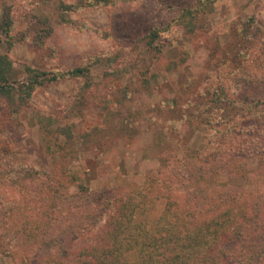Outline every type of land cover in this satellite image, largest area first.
<instances>
[{
    "label": "rangeland",
    "instance_id": "obj_1",
    "mask_svg": "<svg viewBox=\"0 0 264 264\" xmlns=\"http://www.w3.org/2000/svg\"><path fill=\"white\" fill-rule=\"evenodd\" d=\"M116 1L115 5L87 8L77 15L108 34L104 39L98 34L77 32L69 25L56 23L54 0L3 2L13 7L12 34H28L11 51L15 59L12 79L22 77V63L67 69L102 52L116 54L115 66L120 67V73L114 76L105 73L108 68L105 59L92 66V80L98 94L107 98L105 108L90 96L84 102L75 100L79 82L76 78L39 88L33 96V105L24 107L15 121L8 114L9 101L0 99V171H6V174L0 172V224L6 221L9 227L0 228V241L16 244L20 243L18 236L22 238V232L13 236L15 221L4 216L5 209L38 207L43 204L41 197L51 195L47 184L55 185L59 177L55 164L43 151L33 113L36 107L71 126L74 140L70 147L79 155L77 174L90 189L84 192L70 185L64 190V207H74L76 213L71 222L58 221L41 231V243L29 251L33 264H38L49 251H77L79 244L89 241L103 224V216L96 218L94 212L105 211L134 193L149 172L167 173L184 151L198 152L195 156L206 161L204 169L209 178V182L196 187L173 186L182 196L198 194L197 202H190L192 207L214 209L229 194L237 196L240 202H247L249 207H264V113L261 105L250 106L257 98H264V0H214L202 15L203 26L197 34L180 35L159 51L147 47L141 37L156 21L171 17L169 5H186L193 0ZM28 13L45 14L53 23L54 31L43 37V47L34 42L42 26L31 21L26 16ZM250 17L256 20L254 35L243 46H237L238 32L252 26L246 22ZM4 40L0 33V53L6 51ZM184 53L187 57L179 62ZM220 83L226 101L218 104L208 101L204 95L207 89H215ZM190 93L195 105L188 106V110L192 112L197 105L201 107L197 120L191 124L185 121L187 118L182 121L177 116L172 121V112L163 101L177 98L179 105L186 106ZM253 109L258 113L253 114ZM175 113L181 115V111ZM235 114L243 116L242 127L247 131L249 123L254 125L249 135L257 137L262 146L251 142L249 150H237L243 141L237 133L245 129L227 124ZM129 115L133 116L131 140L128 136L114 139L109 151L99 158L77 145L83 132L96 126H111ZM213 125L224 129L222 136ZM229 152L232 154L228 155ZM211 160L219 165V173L214 176L206 171ZM230 163L236 164V168L229 172ZM24 168L31 174H24L23 178ZM162 187L169 190L166 184ZM50 202L43 206L57 209L63 206L59 198H52ZM149 207L144 217L155 219L164 207L163 200ZM0 264H15V260L10 254L0 253Z\"/></svg>",
    "mask_w": 264,
    "mask_h": 264
},
{
    "label": "trees",
    "instance_id": "obj_2",
    "mask_svg": "<svg viewBox=\"0 0 264 264\" xmlns=\"http://www.w3.org/2000/svg\"><path fill=\"white\" fill-rule=\"evenodd\" d=\"M54 1L57 10L56 23L69 25L77 32L89 31L98 34L102 39L107 38L108 34L77 15L87 8L115 5L116 0ZM213 1L193 0L186 5L175 3L169 5L171 17L166 21H156L145 31L141 37L142 42L147 47L159 51L162 46L171 44L180 35L197 34L203 26L202 15ZM3 2L4 0H0V33L5 39L6 51L0 53V99L9 101L10 119L17 120L24 107L33 105V96L39 88L66 78H76L79 81L75 100L84 102L90 96L97 104L105 108L107 98L98 94V87L96 88L92 80V66L105 59L108 63L105 73L117 76L120 73V67L115 66L118 57L113 53L102 52L92 55L80 65L67 69H47L22 63V77L11 78L15 62L11 51L17 42L27 39L28 34L19 36L12 34L15 27L13 7ZM26 16L42 26L41 34L36 36L34 42L38 47L45 46L43 37L49 36L54 31L50 17L34 13L30 15L28 13ZM246 22L252 26H249L248 30L238 32L239 45L237 46H243L254 35L253 27L256 20L250 17ZM232 37L230 35V38ZM233 47H230V50ZM186 57L184 53L179 62ZM204 95L208 97V101L215 104L226 101L221 83L215 89H207ZM187 100L186 106L179 105L177 98L163 101L172 112V121H175L177 116L181 120L187 118L185 121L191 124L197 120V115L202 112L201 107L197 105L196 110L191 112L188 106L195 105L191 93L188 94ZM253 103L254 105L250 106L256 108L261 105V112L264 113L262 109L264 98H257ZM35 109L33 113L40 130L44 154L55 164L59 177H56L55 185L47 184L51 195L41 197L43 204L40 203L38 207L5 209L7 212H4V216L15 221L16 228L13 236L22 232V238L18 236L20 243L16 244L10 240L0 241V253L10 254L15 264H33L29 251L41 243L39 241L42 230H47L50 225L58 221L71 222L76 211L74 207H64L66 200L64 190L68 186L76 185L79 190L90 192L77 174L79 155L70 147L74 140L71 126L68 122L55 119L40 107ZM253 110V114L258 113L256 109ZM180 111L181 115L175 113ZM242 121L243 116L235 114V117L227 122V124L232 123L231 128L245 129L243 132L240 131L241 135L240 132L237 133L240 140H243L238 144L239 152L252 148L251 142H259L257 137L249 135L251 125L252 128L254 125L249 123L247 131L246 127H242L244 125ZM132 122L133 116L129 115L111 126L93 127L80 135L77 145L92 151L94 156L99 158L109 151L114 139L126 136L132 139ZM213 126H216L219 136H222L224 129H221L219 125ZM197 154V151H184L170 166L167 173H159L161 170L158 173L149 172L143 185L134 193L120 199L113 207H107L105 211L100 209L93 213L96 218L103 216V224L89 241L79 244L77 251L64 253L59 250L49 251L39 259L38 264H264V207H249L247 202H240L233 194L222 197V203L214 209H204L196 205L192 207L190 202L195 204L199 199L197 193L182 196L173 189V186L178 184L196 187L202 182H209L204 169L206 161L195 156ZM231 154L232 152L228 153V155ZM218 166L215 160H211L210 167L206 171L212 173V176L217 175ZM235 168L236 164L230 163L228 170L230 172ZM0 172L6 174V171ZM27 173L31 174L28 168L22 169L23 178ZM164 184L169 186L167 188L169 190L163 189ZM52 198H59L63 206L58 209L52 206L44 207L45 202L51 203ZM158 200H163L164 203L160 214L155 219L145 218L146 211L151 208L149 206ZM0 226V228L6 226L9 229L6 221Z\"/></svg>",
    "mask_w": 264,
    "mask_h": 264
}]
</instances>
